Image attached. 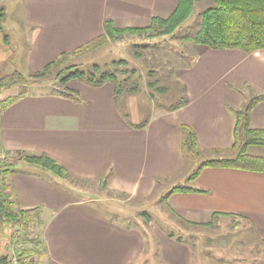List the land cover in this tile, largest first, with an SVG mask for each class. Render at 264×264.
<instances>
[{
	"label": "crops",
	"instance_id": "crops-1",
	"mask_svg": "<svg viewBox=\"0 0 264 264\" xmlns=\"http://www.w3.org/2000/svg\"><path fill=\"white\" fill-rule=\"evenodd\" d=\"M12 1L18 6L14 25L29 30L24 76L100 37L106 20L119 29L142 28L153 18L166 19L177 4V0ZM192 48V62L176 79L185 89L187 105L147 116L144 128L129 125L141 120L130 102L132 95L126 104L128 123L122 118L109 83L101 87L68 83L78 100L31 91L0 112V160L15 157L16 152L45 154L70 175L61 179L19 160L8 174L7 196L36 216L33 233H26L30 246H41L31 258L34 264H141L149 247L147 236L138 226L108 218L96 199L81 198L86 192L72 181L100 186L105 179L107 192L149 198L157 185L173 182L187 161L181 151L182 124L194 131L200 150L231 149L236 110L250 91L264 95V50L246 54ZM249 124L264 129V102L251 109ZM189 186L204 192L171 194L164 202L168 211L192 224L242 218L255 237L264 240V173L205 168ZM155 243L164 264H191V251L183 240L161 232L155 234Z\"/></svg>",
	"mask_w": 264,
	"mask_h": 264
},
{
	"label": "trees",
	"instance_id": "trees-1",
	"mask_svg": "<svg viewBox=\"0 0 264 264\" xmlns=\"http://www.w3.org/2000/svg\"><path fill=\"white\" fill-rule=\"evenodd\" d=\"M203 2V10L199 14L198 29L192 35L179 37L182 41H191L196 45L208 48L210 50H240L246 54L264 50V0H177L174 11L166 18H153L150 24L142 28L119 29L114 27L111 20H106L103 24L104 33L87 43L86 45L75 49L70 53H62L57 58L46 63L41 69L24 76L18 70H12L0 76V94L1 92L12 89H22L11 97L0 99V112L11 106L15 102L25 98L32 90V86L39 80L48 78L54 73L53 79L58 83L61 90L51 91L55 94L72 100H78V93L67 88L68 83L78 81L91 87H101L106 83L112 85L113 99L116 107L123 119L128 123V112L125 103L119 99L124 96L137 94L139 87L132 84L130 79L134 71L123 70L118 74L119 66H126L124 60L112 61L110 69H101L94 64L91 69L84 70L81 65L68 64L71 56H77L80 53L96 48L107 40L117 41L131 34L135 36L147 35L148 37H171L174 38L175 32L189 18L196 4ZM2 9H0V21L3 18ZM1 31V24H0ZM6 36L3 37L5 39ZM149 45H133V48L147 50ZM152 46L151 48H153ZM155 48V47H154ZM137 57H140L138 53ZM67 63V64H66ZM66 64V65H65ZM151 74L150 72L148 73ZM125 76V79H120ZM130 83H129V82ZM129 85V86H128ZM155 82H148V89H153ZM128 86V87H127ZM180 96L177 102L165 109V111H174L184 107L188 103V98L183 86H180ZM160 94L166 91L165 87L155 88ZM264 102V95L254 94L250 91L248 98L242 107L235 112V124L233 129V145L226 152H232V156L221 155L219 150H200L196 134L188 125H180L181 131V151L186 160L197 162V167L185 179L184 184L170 187L160 198L165 202L173 193H202L204 191L191 188L189 184L193 182L205 168H229L241 171L264 173V155H252L248 153L250 147L264 148V129H252L249 124V114L251 109L258 103ZM148 123V117L137 125L129 123L131 127L141 129ZM203 153V155L201 154ZM205 154H210L209 158H204ZM15 161L7 162L6 159L0 161V264H9V249L18 257L20 264H34L31 258L37 254L41 246L39 243L26 245L25 241L18 239L20 231H27L35 217L31 211L22 210L16 203L7 196L10 188L7 177L11 173L12 167L17 160L24 161L32 166L48 171L61 179L70 177L68 171L58 165L52 158L43 155H27L23 152L15 153ZM202 157V158H201ZM79 182V181H72ZM105 179L101 181L100 190H106ZM158 186V185H157ZM143 215H145L143 213ZM177 216V215H176ZM178 217V216H177ZM150 217H145L144 224L150 222ZM181 223L193 227H207L206 224H192L179 218ZM170 238H175L168 234ZM181 242V238H175ZM264 242V240H261ZM14 245H17L15 248Z\"/></svg>",
	"mask_w": 264,
	"mask_h": 264
},
{
	"label": "rangeland",
	"instance_id": "rangeland-1",
	"mask_svg": "<svg viewBox=\"0 0 264 264\" xmlns=\"http://www.w3.org/2000/svg\"><path fill=\"white\" fill-rule=\"evenodd\" d=\"M202 3L196 4L189 18L175 32L174 38L161 36L151 38L147 35L129 34L121 40H107L96 48L77 56H71L68 64L81 65L84 70L91 69L94 64L100 66L101 69L112 70L113 68L110 66L112 61H126L127 65L119 66L117 72L121 74L125 69L134 71L127 79H130L132 84H136L139 91L131 96L130 102L132 107L135 109L136 106L140 112L141 122L147 116L165 111L179 99L180 87L176 80L178 73L192 62L195 56V50L192 47H202L191 41H182L179 37L192 35L198 29L199 14L203 10ZM17 7V4L12 0H0V9L3 13V18L0 21V76L12 70L27 72L26 56L30 50L29 30L22 27L20 23L18 26L14 25V23L17 24V19H13L12 16L17 12ZM4 36H6L5 39H3ZM133 45H149L150 47L143 50L133 48ZM152 46L155 48H151ZM135 53H138L140 57H137ZM53 76L54 73H51L48 78L39 80L30 90L35 94L49 95H51V91L61 90ZM120 79H125V76H120ZM148 82H155L152 90L148 89ZM157 87H165L166 91L160 94L155 89ZM20 90L22 89L1 92L0 99L15 96ZM119 99L126 106L129 97L122 94ZM248 153L264 155V148L250 147ZM201 154L203 155L202 152ZM220 154L230 157L233 153L221 152ZM210 156V154H205L204 158ZM15 159L16 157H12L6 161L9 163ZM196 167L197 162L188 159L173 182L169 180L170 183L156 186L154 193L146 199L129 198L123 194L101 191L99 185L93 186L85 181L74 182L73 186L86 192L81 198L96 199L100 210L108 218L126 226H138V229L147 236L149 247L147 246L146 253L142 255L141 264H158L160 262L164 264L158 255L155 243V234L161 232L166 236L168 233L175 238L179 237L185 245L189 246L191 264H264V242L255 237L252 226L244 219L232 216L224 217L212 221L207 227H193L181 223L179 217L166 209L164 202L160 200L162 195L170 187L184 184L185 179ZM32 215L35 219L30 228L24 232L20 231L17 236L18 239H23L26 245L30 244L26 233H33L35 229L33 227L36 226L35 213ZM147 215L150 217V222L144 224ZM11 252L14 253L13 248L9 249L8 256Z\"/></svg>",
	"mask_w": 264,
	"mask_h": 264
},
{
	"label": "built area",
	"instance_id": "built-area-1",
	"mask_svg": "<svg viewBox=\"0 0 264 264\" xmlns=\"http://www.w3.org/2000/svg\"><path fill=\"white\" fill-rule=\"evenodd\" d=\"M9 264H20L18 257H16L13 252L9 254Z\"/></svg>",
	"mask_w": 264,
	"mask_h": 264
}]
</instances>
